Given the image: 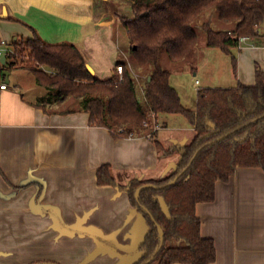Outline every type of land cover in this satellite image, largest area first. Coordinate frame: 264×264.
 I'll use <instances>...</instances> for the list:
<instances>
[{
	"label": "crops",
	"instance_id": "1",
	"mask_svg": "<svg viewBox=\"0 0 264 264\" xmlns=\"http://www.w3.org/2000/svg\"><path fill=\"white\" fill-rule=\"evenodd\" d=\"M94 1L85 0L79 14L77 0H0V14L7 10L0 18V39H30L35 30L48 43H70L93 76L107 79L111 74L104 72L118 59L119 20L94 19ZM99 45L106 47L107 66L97 58ZM197 56L190 67L195 74ZM232 56V88L253 86L256 69L264 71V41L250 39ZM23 72L28 80L10 84L9 73L8 87L0 92V264H134L147 225L125 192L97 185L96 172L109 165L122 185L159 180L173 172L180 156L162 155L146 137L120 139L90 126L89 115L78 111L73 99L48 111L35 107L47 91ZM156 120L161 126L156 141L164 149L188 145L195 137L187 120L181 127L172 121L169 126L164 116ZM195 212L201 236L215 245L212 264H264V171L237 168L227 182L215 184L214 201L197 204Z\"/></svg>",
	"mask_w": 264,
	"mask_h": 264
},
{
	"label": "trees",
	"instance_id": "2",
	"mask_svg": "<svg viewBox=\"0 0 264 264\" xmlns=\"http://www.w3.org/2000/svg\"><path fill=\"white\" fill-rule=\"evenodd\" d=\"M115 1H126L131 14H114L128 48L125 56L118 52L109 78L93 76L74 45L48 43L35 30L30 39L16 37L10 42L13 54L6 56L3 72L22 69L33 76L35 84L47 91L33 104L37 108L48 111L73 99L78 111L89 115L90 126L106 128L120 139L149 137L162 155L178 154V164L163 179H133L122 185L115 181L110 166L103 165L96 172V183L125 192L144 218L147 232L134 264H212L215 245L201 236V218L195 208L199 203H212L215 184L227 182L237 168L264 171V71L256 69L253 86L198 89L192 111L182 105L169 83L170 72L159 59L163 53L176 65L191 57L199 39L195 22L212 10L213 18L226 29L214 30L204 22L200 27L205 46L231 56L236 75L232 51L237 39L245 36L264 41V0ZM117 66H122L121 74ZM149 114L182 115L194 128L195 137L188 145L164 149L156 141L157 131L143 126ZM144 185L153 187L142 188ZM158 196L164 199L168 216L162 212Z\"/></svg>",
	"mask_w": 264,
	"mask_h": 264
},
{
	"label": "rangeland",
	"instance_id": "3",
	"mask_svg": "<svg viewBox=\"0 0 264 264\" xmlns=\"http://www.w3.org/2000/svg\"><path fill=\"white\" fill-rule=\"evenodd\" d=\"M96 1V0H95ZM90 4V9L93 10L95 13L94 19H102V20H110L115 19L116 22L118 21L115 17V13L124 14L125 16H130L131 9L127 3H120L118 1H106L105 0H98L96 3ZM14 2V1H13ZM112 2V3H111ZM115 3V6H114ZM117 6V7H116ZM214 12L212 10L203 13L198 20L195 22V29L198 32V44L196 46L194 54L189 57L187 60L180 64H171L165 55L162 53L160 55V64L170 72V85L176 89L179 96L182 100V105L187 107V109L194 106V102L196 101V94L197 90L200 88H204L206 86L212 87H223V89L232 88L233 86V77L231 74V61L230 58L223 55V53L219 52L218 49H211L205 46V36L204 33L201 31V25L204 22H209L211 28L214 30H224L226 26L219 23L216 19L213 18ZM213 18V19H212ZM118 29L116 30L117 34L116 37L118 38V47L119 52L126 55V49L128 48L127 39L125 33L122 29L121 23H116ZM264 30V29H261ZM102 33H98V37L100 42L104 41L105 39V29L100 30ZM96 49L97 58L100 61H105L104 55L106 56V47L99 45ZM124 51V52H123ZM201 56V59H198L195 64L197 71L196 74L194 71H191L190 67L195 63L197 60V55ZM102 66H107V62L105 61ZM115 64L109 63L108 71L104 72L106 74H112ZM19 78L20 80H28L29 77L27 74H24L23 70H13L10 72L9 82L13 84L16 79ZM30 82V81H29ZM231 83V84H230ZM139 93L142 95L141 87H139ZM166 117V121L170 123L169 126L174 125L171 123L174 122L177 127H181V124L186 121V119L182 115L173 116L172 114H164L159 115V117ZM163 120V119H162ZM185 120V121H184ZM187 122V121H186ZM150 139L149 137H146ZM53 263V262H49ZM56 264V263H55Z\"/></svg>",
	"mask_w": 264,
	"mask_h": 264
},
{
	"label": "built area",
	"instance_id": "4",
	"mask_svg": "<svg viewBox=\"0 0 264 264\" xmlns=\"http://www.w3.org/2000/svg\"><path fill=\"white\" fill-rule=\"evenodd\" d=\"M250 40L249 37H239L237 39V49H241L242 45L245 44ZM13 54V51L10 47V43H6L4 40L0 39V92L7 89L8 84L5 82V78L3 76V64L1 63V58L4 57L6 59V56ZM117 73H122V66H117ZM143 126L146 128H150L151 132L158 131L160 129V124L156 120V116L154 114H149L147 119L143 122ZM128 138H134L132 135H130Z\"/></svg>",
	"mask_w": 264,
	"mask_h": 264
},
{
	"label": "water",
	"instance_id": "5",
	"mask_svg": "<svg viewBox=\"0 0 264 264\" xmlns=\"http://www.w3.org/2000/svg\"><path fill=\"white\" fill-rule=\"evenodd\" d=\"M6 16H7V10H6V7H3L2 11H1V14H0V18H6ZM1 63L3 65L5 64V58L4 57L1 58ZM86 68L92 74V69L90 68V66L87 65ZM3 76H5V82L8 83L9 72L4 71L3 72ZM195 156H196V154L193 156V159L195 158ZM175 181H176V179L171 181L168 185L174 183ZM144 187H153V185H144L142 188H144ZM156 199L158 200V202L160 204L162 212L165 214V216H168V207H167L164 199L162 197H160V196L156 197ZM160 236L162 238L161 230H160ZM34 264H55V263L46 262V263H34Z\"/></svg>",
	"mask_w": 264,
	"mask_h": 264
},
{
	"label": "bare ground",
	"instance_id": "6",
	"mask_svg": "<svg viewBox=\"0 0 264 264\" xmlns=\"http://www.w3.org/2000/svg\"><path fill=\"white\" fill-rule=\"evenodd\" d=\"M77 4L80 8L77 13L82 14L86 9V2H85V0H77ZM51 9L54 10L52 6H51ZM54 16L57 18L55 11H54Z\"/></svg>",
	"mask_w": 264,
	"mask_h": 264
}]
</instances>
